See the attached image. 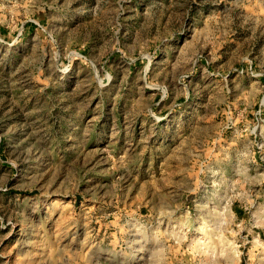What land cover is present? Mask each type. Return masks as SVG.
<instances>
[{"label":"rangeland","instance_id":"1","mask_svg":"<svg viewBox=\"0 0 264 264\" xmlns=\"http://www.w3.org/2000/svg\"><path fill=\"white\" fill-rule=\"evenodd\" d=\"M0 264H264V0H0Z\"/></svg>","mask_w":264,"mask_h":264}]
</instances>
